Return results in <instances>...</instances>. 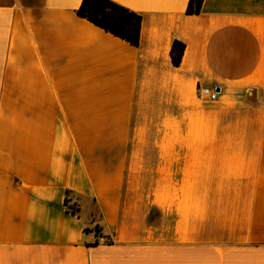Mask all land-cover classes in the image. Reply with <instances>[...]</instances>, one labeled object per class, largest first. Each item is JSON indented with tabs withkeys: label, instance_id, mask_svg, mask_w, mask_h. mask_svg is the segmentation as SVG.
Instances as JSON below:
<instances>
[{
	"label": "crops",
	"instance_id": "0c3cea01",
	"mask_svg": "<svg viewBox=\"0 0 264 264\" xmlns=\"http://www.w3.org/2000/svg\"><path fill=\"white\" fill-rule=\"evenodd\" d=\"M114 1L0 0V264H264V0Z\"/></svg>",
	"mask_w": 264,
	"mask_h": 264
},
{
	"label": "trees",
	"instance_id": "16d2710c",
	"mask_svg": "<svg viewBox=\"0 0 264 264\" xmlns=\"http://www.w3.org/2000/svg\"><path fill=\"white\" fill-rule=\"evenodd\" d=\"M202 3L203 0H188L186 13H199ZM75 12L105 31L119 36L133 45L139 43L141 28V14L139 12L114 0H81ZM184 49L183 42L173 39L170 49L173 64L178 65L181 62ZM64 205L66 210L73 214L79 211L77 198L71 191H66Z\"/></svg>",
	"mask_w": 264,
	"mask_h": 264
},
{
	"label": "built area",
	"instance_id": "2783aa9c",
	"mask_svg": "<svg viewBox=\"0 0 264 264\" xmlns=\"http://www.w3.org/2000/svg\"><path fill=\"white\" fill-rule=\"evenodd\" d=\"M197 94L201 98H205L207 100H214L217 96V91L214 88L198 86Z\"/></svg>",
	"mask_w": 264,
	"mask_h": 264
}]
</instances>
